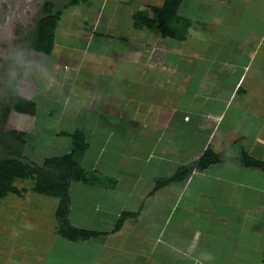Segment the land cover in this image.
<instances>
[{
    "label": "crops",
    "instance_id": "0c3cea01",
    "mask_svg": "<svg viewBox=\"0 0 264 264\" xmlns=\"http://www.w3.org/2000/svg\"><path fill=\"white\" fill-rule=\"evenodd\" d=\"M99 1L83 20L77 13L66 16L76 6L65 11L53 52L43 55L55 61L48 67L53 78L35 79L34 92L42 95L30 99L37 105L36 124L39 109L48 112L55 101L61 105L49 113L57 128L44 129L37 140L53 135L52 146L64 144H59L64 153L44 159L69 153L67 134L84 133L87 148L80 163L90 181L72 183L69 221L103 235L72 242L55 234L44 264H56V258L58 264H102L105 248L113 252L110 259L119 258L115 264H149L151 259L153 264H264V171L222 162L156 190L157 180L198 161L208 148L235 158L245 151L264 161L262 128L253 139L254 131L231 137L245 114L264 115V89H242L247 78L264 77V0H179L178 16L190 20L188 28L195 21L211 33L198 45L202 31L193 24L189 59L186 47L178 51L171 45L184 43L186 36L176 40L155 28L135 27L137 13L154 18L160 6L119 0L129 9L112 27L119 16H106L108 0ZM214 4L224 9L215 16ZM57 79L65 87L52 88L48 97L46 88ZM187 79L194 81V90L188 91ZM49 199L54 210L58 201ZM204 237L210 260L199 244ZM157 248L168 250L170 260L151 257Z\"/></svg>",
    "mask_w": 264,
    "mask_h": 264
},
{
    "label": "rangeland",
    "instance_id": "374dc122",
    "mask_svg": "<svg viewBox=\"0 0 264 264\" xmlns=\"http://www.w3.org/2000/svg\"><path fill=\"white\" fill-rule=\"evenodd\" d=\"M46 1L47 0H0V25H3L5 22L6 12L8 10L9 5L19 4L20 9H23L25 7H29L31 9V12L27 18L17 21L12 26L11 39L5 40L2 37H0V159L7 158L9 152H13V153L17 152L20 155L19 159L22 162L31 166H43L45 161L44 158L46 156L64 153V151L60 150L59 148L60 142H58L57 140L56 141L58 142L57 143L58 145L56 144L55 147L52 146L54 145L55 142V138L53 135L51 138H49L48 136L46 141L44 140L43 142L42 141L39 142V140H41L39 137V133H41L44 129H47L50 126L51 128L53 127V130L57 128L56 123L52 122V118L49 116V113H50V109L59 108V106L61 105L58 104L57 101H55L53 105L51 104L48 105L50 106L48 112L46 111V109L44 110L39 109L38 124H36L34 120L36 119L35 117L31 118L30 120L32 124H27L24 118L18 117V120L23 124V126L21 125L19 127H17L16 125L17 123H15L16 121L14 120L15 122H13L10 119V117L7 123L2 124L1 119L5 106L6 92L9 90V87L6 82L8 63L4 59V50L10 46H18L27 49L31 53L32 59L36 61L38 60L44 62L47 68L51 67L52 65H55V61L53 59H49V57L37 53L35 49L32 47V40L34 37L33 35L35 33V29L38 24V21L42 16V8ZM49 1L55 3L57 5V8L60 9L65 4H68L70 0H49ZM164 1L165 0H150L147 2V0H145L146 4L149 3L150 5H155L160 7L164 5L163 4ZM192 1H197V2L200 1L201 2L200 4H202L201 0H192ZM90 2L91 4L83 3V2L80 3V5H77L76 7L71 9V10H75V12L69 10L67 12V15L65 12L64 16L65 15L68 16V14L74 15L75 13H77L78 19L83 20L84 18L82 17H84V15H86V17L89 18L90 13H93L96 10V7L99 5L100 1L90 0ZM89 5L92 6L90 9H88ZM134 5L137 4L134 3ZM117 6H118V10H116ZM217 6L218 4L217 5L214 4L213 6L215 8L214 16L220 14L218 13L219 11L224 10L223 8L219 10ZM130 7L133 9L132 6ZM127 9L129 8L126 7L124 4L119 3V0H108V7L106 8V12H105L106 16L114 13L118 14L119 16L118 19L112 20L114 23L112 27H116L118 23L123 21V18H126L127 13L125 11ZM190 14L191 12L188 13V15ZM193 20L194 19H192V21ZM72 24L76 25V21L74 20ZM193 24L195 25V21H193ZM193 24H191L190 29L187 28V30L184 32L185 36L187 37V40L184 43L180 44L177 41L171 42L172 47H178V51L180 48H183L184 50V48L186 47V50L184 51V53L186 54V59L190 58L189 53L194 54V51H192L194 45V41L192 40V37H194ZM195 27L197 31H202L198 35L200 38L198 41L199 42L198 45H201L202 38L203 40L204 39L208 40L209 37L211 36V33L209 31H204L205 27L203 25L202 27L195 25ZM229 52L232 55L233 51H229ZM63 59L67 60L68 58L63 57ZM212 71L215 72L214 69H212ZM57 73L58 76L59 75L62 76L61 71H58ZM118 75L121 74L118 73ZM144 76H147V73H143L142 78H144ZM211 76L213 75L211 74ZM35 79L36 78L33 77L31 79V82L22 80L20 82V87L27 88L28 91L19 93V95L23 94L25 96H28L29 98L34 93H36V95H42L40 92H34V88H36L35 85H37L35 84ZM141 80L144 82L143 79ZM209 83H210V79H207V84L210 86ZM41 85L44 86L45 85L44 82H41ZM41 85H39V87H41ZM186 85L188 91H192L194 90L193 88H195L193 80L189 82V80L187 79ZM209 86L208 88H210ZM57 87H59L62 91V89L65 87V83H60L59 79L55 80L53 85H51L50 87L47 86L46 88L47 91L45 92V94H49L48 97L52 96L51 95L52 92L50 90L52 88H57ZM245 88L256 91L264 89V77L261 78L259 76H255L254 79H251V77L247 78V80L245 81V86H242V89ZM44 97H47V95ZM233 110L234 112H236L238 110V107H236V110L235 109ZM246 116L247 115L245 114V120L234 124L235 126L232 128L231 137H233V135H237L239 131L241 135L243 132L244 134L249 135L250 133H253L252 131L256 133L260 131V128H262L261 129L262 133L259 136V138L264 140V115L262 114V112L259 116H256L255 114L248 115L247 118ZM229 125H227L224 128H227ZM36 127L37 129H35ZM12 130H18L21 132L26 131L27 135L24 137V140L27 141L26 144L20 143L19 141L13 139V137L8 136V134L6 136H3L4 133L5 134L9 133ZM256 136H258L257 133L255 134V136L252 135V139L255 138ZM38 137L39 140H37ZM42 138H44V136H42ZM259 142L260 141H258V144ZM39 144H42L43 146L41 147ZM60 145L65 147L64 144H60ZM260 150L263 153L264 146H262V149ZM14 185L20 190L27 189L28 191L24 192L21 197L9 195L5 199H2L0 201V264H39L38 262L44 264V258L46 256L47 249L51 246V244L53 246V243L55 242V238H56L54 235L58 233V229L60 226V222L56 217L55 209H57V207L53 210L51 204H49V200L51 199L46 198L45 196L37 195L36 193L33 192L34 182L30 180L16 181ZM207 202L208 200L203 201V203H207ZM48 206H50L51 208L49 209ZM48 209L50 211H48ZM51 210L53 211V214L56 217L55 222H52L51 220V216H52L50 214L52 213ZM205 213L210 214L211 212H205ZM204 220H206L205 216H204ZM203 239L206 242L203 241ZM203 239L199 242V244L204 248V249L202 248V252L206 254H210L211 251L209 250V247L206 248V244H208L209 246V238L207 239V237H204ZM93 250L96 251V248H94ZM94 253L95 252H93V254ZM111 253L113 254L110 248L107 249L105 248V253L101 259L102 264H115V262L118 263L119 258L117 259V261L113 258L110 259L111 257H113L111 256L112 255ZM169 254L170 253L168 250L166 251V253H164L161 252L160 248H157L151 257L166 262V259L170 260L168 258ZM58 263H59V259L56 258V264ZM46 264H54V263L52 260H48V263ZM149 264H153L152 259Z\"/></svg>",
    "mask_w": 264,
    "mask_h": 264
},
{
    "label": "trees",
    "instance_id": "16d2710c",
    "mask_svg": "<svg viewBox=\"0 0 264 264\" xmlns=\"http://www.w3.org/2000/svg\"><path fill=\"white\" fill-rule=\"evenodd\" d=\"M88 0H70L62 8L47 0L42 8V16L38 21L32 40V47L41 55L52 54L56 42V32L67 9L73 6L85 3ZM180 6L179 0H167L165 4L155 9L154 18L137 13L134 16V25L138 28L147 27L148 29H157L164 37L184 40L185 33L179 29H187L189 20L178 16ZM240 90V89H239ZM238 90V91H239ZM37 113L35 101L25 95H13L10 89L6 92L5 106L2 113L1 123H7L9 117L17 127L20 125L19 118L25 115L31 120ZM20 122V123H19ZM18 129V128H17ZM27 132L12 130L4 133L3 136L13 137L22 144H26L24 137ZM71 137V151L61 156L48 157L43 166H31L22 162L19 153L9 152L7 158L0 159V201L7 196L21 197L27 189L20 190L14 184L16 181L30 180L34 182L33 192L40 196L53 198L58 201L56 217L60 222L58 235L67 241L78 242L97 239L103 235L96 231H90L70 224L69 215L72 204L71 185L75 182H89V176L86 169L81 166L80 159L86 151L87 144L83 132L77 130ZM13 150V149H12ZM17 154V156H16ZM229 163L242 168L259 169L264 171V161L251 157L245 151L240 157H232L228 152L215 153L208 148L200 159L194 163L182 166L176 174L170 178L159 179L156 182V190L161 186L173 182H180L188 179L194 172H203L209 166L218 163ZM124 219H121L117 229L122 227Z\"/></svg>",
    "mask_w": 264,
    "mask_h": 264
},
{
    "label": "clouds",
    "instance_id": "9594fccd",
    "mask_svg": "<svg viewBox=\"0 0 264 264\" xmlns=\"http://www.w3.org/2000/svg\"><path fill=\"white\" fill-rule=\"evenodd\" d=\"M31 9L25 7L20 9L19 4L9 5L6 12V19L3 25H0V37L5 40L11 39L12 26L30 14ZM4 59L8 63L7 85L13 95L28 91L27 88H21L22 80L31 82L34 77L41 81H48L53 78V73L47 66L32 59L31 53L18 46H10L4 50ZM211 254H208L210 260Z\"/></svg>",
    "mask_w": 264,
    "mask_h": 264
}]
</instances>
